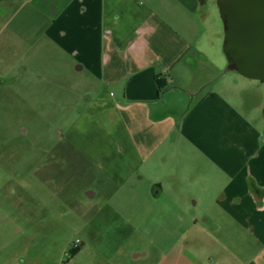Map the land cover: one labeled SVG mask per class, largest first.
<instances>
[{"label": "crops", "instance_id": "obj_1", "mask_svg": "<svg viewBox=\"0 0 264 264\" xmlns=\"http://www.w3.org/2000/svg\"><path fill=\"white\" fill-rule=\"evenodd\" d=\"M212 2L0 0L2 61L20 66L33 46L48 43L74 63L88 101L65 138L91 170L94 188L84 195L103 197L99 209L110 211L121 233L171 244L155 264H264V105L241 109L238 78L226 76L236 71L218 76L227 63L210 24ZM144 186L155 201L137 212L116 201L126 191L136 198ZM175 195L197 197L210 226L204 238L191 225L178 239L161 235L174 228V206L192 207L186 198L161 204ZM152 253L140 249L133 260Z\"/></svg>", "mask_w": 264, "mask_h": 264}, {"label": "rangeland", "instance_id": "obj_2", "mask_svg": "<svg viewBox=\"0 0 264 264\" xmlns=\"http://www.w3.org/2000/svg\"><path fill=\"white\" fill-rule=\"evenodd\" d=\"M212 6L210 24L221 34L223 44L224 24L216 0ZM78 74L72 60L48 43L33 46L20 66L12 67L0 59V76L6 80L0 82V264H155L162 245H171L136 241L125 232L129 228H121V233L113 227L117 219L110 211L99 209L103 197L84 195L94 188L91 170L65 138L88 101ZM226 76L238 78L241 109L246 111V106L259 101L264 105V82L236 72ZM147 189H138L136 198L126 191L116 201L124 198L137 212L155 201ZM171 198L176 204H183L186 198L192 207L184 212L174 206L176 218L182 221L173 217L170 224L174 228L169 232L160 228L161 235L178 239L181 228L189 225L192 235L204 238L209 234V224L193 204L197 197L162 196L160 202L169 205ZM190 214L198 217L196 224H189ZM147 229L159 234L150 221ZM76 239L82 241L79 253L70 249ZM194 247L203 250L199 244ZM140 249L153 251V256L133 260Z\"/></svg>", "mask_w": 264, "mask_h": 264}, {"label": "water", "instance_id": "obj_3", "mask_svg": "<svg viewBox=\"0 0 264 264\" xmlns=\"http://www.w3.org/2000/svg\"><path fill=\"white\" fill-rule=\"evenodd\" d=\"M216 6L224 24L227 63L218 76L234 70L264 82V0H216Z\"/></svg>", "mask_w": 264, "mask_h": 264}, {"label": "trees", "instance_id": "obj_4", "mask_svg": "<svg viewBox=\"0 0 264 264\" xmlns=\"http://www.w3.org/2000/svg\"><path fill=\"white\" fill-rule=\"evenodd\" d=\"M156 83L159 89L165 86V82L161 79H156Z\"/></svg>", "mask_w": 264, "mask_h": 264}, {"label": "built area", "instance_id": "obj_5", "mask_svg": "<svg viewBox=\"0 0 264 264\" xmlns=\"http://www.w3.org/2000/svg\"><path fill=\"white\" fill-rule=\"evenodd\" d=\"M78 243H79V240L76 239V240L74 241V243H73V246L76 247V246L78 245Z\"/></svg>", "mask_w": 264, "mask_h": 264}]
</instances>
